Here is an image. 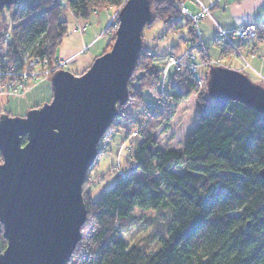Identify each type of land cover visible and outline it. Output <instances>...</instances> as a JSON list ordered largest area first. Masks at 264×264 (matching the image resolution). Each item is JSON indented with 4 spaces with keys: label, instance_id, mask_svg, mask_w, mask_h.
I'll return each mask as SVG.
<instances>
[{
    "label": "trees",
    "instance_id": "trees-1",
    "mask_svg": "<svg viewBox=\"0 0 264 264\" xmlns=\"http://www.w3.org/2000/svg\"><path fill=\"white\" fill-rule=\"evenodd\" d=\"M124 1L18 0L0 7V72L21 71L29 57H44L53 65L67 33L61 18L65 9L86 22L92 14L119 8ZM179 4L180 0H153L151 9L168 33L180 30L184 20L188 41L194 43L191 21L180 13ZM196 53L201 61L209 60L204 49ZM165 58L144 51L142 41L128 80V101L121 107L129 106L130 114L122 117L119 109L109 127L123 130L126 137L135 133L137 141L128 145V174L118 176L94 202L90 187L84 189L85 176L86 219L67 264H264V184L259 176L264 165V116L237 102L215 103L206 88L197 86L206 77L188 70L170 69L173 77L165 84L168 72L166 78L159 73ZM184 100L197 106L194 131L181 150L158 149L153 134L170 118L160 107L174 108ZM135 172L143 174L140 180ZM135 209L168 212L165 234L151 253L138 247L153 237L151 220L137 222ZM5 244L0 233L2 249Z\"/></svg>",
    "mask_w": 264,
    "mask_h": 264
},
{
    "label": "water",
    "instance_id": "water-1",
    "mask_svg": "<svg viewBox=\"0 0 264 264\" xmlns=\"http://www.w3.org/2000/svg\"><path fill=\"white\" fill-rule=\"evenodd\" d=\"M18 0H0L9 7ZM153 0H125L110 50L81 75L58 70L51 100L23 117L0 114V264H67L86 219L82 184L102 136L128 101V80L155 21ZM215 103L237 102L264 116V87L223 66L207 72ZM264 184V165L259 171Z\"/></svg>",
    "mask_w": 264,
    "mask_h": 264
},
{
    "label": "rangeland",
    "instance_id": "rangeland-1",
    "mask_svg": "<svg viewBox=\"0 0 264 264\" xmlns=\"http://www.w3.org/2000/svg\"><path fill=\"white\" fill-rule=\"evenodd\" d=\"M186 2H184L185 4ZM66 11L62 15L67 23V33L63 38V44L57 51V60L64 61L66 57H70L68 62L63 67V70L72 73L73 75H81L84 73L89 66L92 64L95 58L108 52L114 41V33L111 31V27L108 26L111 22L112 17L114 21H117V13L119 8H108L101 10L96 14H92L89 19L84 21H78L76 23L73 15ZM108 22V23H107ZM183 20V27L174 33H168L166 31V25L160 20H155L150 26L145 27L142 31L143 50L153 51L160 56H166L165 62L168 58H180L184 54L187 56V52L191 51V46L194 43H190L187 40L188 28L185 26ZM82 25L86 26V30L82 33L78 31V27ZM94 39V40H93ZM93 40V41H92ZM170 44L176 45L178 48H170ZM213 47H210L207 52L208 61H218V66H223L232 70H239L245 74L254 83H264L259 78L261 76L258 71H254L252 67L243 70V64L239 58L233 56H226L223 58L218 57L217 48L215 43ZM198 48L193 47L192 55L195 56L194 63L198 65L196 75L198 77H206L209 67H203L205 61H201L197 57ZM216 49V50H215ZM242 52V51H241ZM183 54V55H181ZM245 61L249 62L248 56L245 51L242 52ZM185 62L186 60H182ZM181 61V62H182ZM182 62V65L184 64ZM207 62V61H206ZM158 64V63H157ZM165 64V63H164ZM163 66L160 68L159 73L161 76ZM183 71V70H182ZM181 71V72H182ZM258 72V73H257ZM173 70L168 71V77L171 81L173 77ZM176 73H179L176 71ZM51 77V76H50ZM50 77L46 81L37 82L30 84V89H26L22 94L9 98H0V114L6 113L12 117H23L29 109L35 106H41L51 100V88H50ZM166 78V75L163 76ZM264 78V77H263ZM264 87L263 84H260ZM168 88V87H166ZM206 88L205 86L202 90ZM129 90V88H128ZM167 90V89H166ZM137 105V104H135ZM160 111L170 115L169 120L164 122L153 134L156 147L158 149H174L181 150L183 148L185 140L192 134L195 129L197 118H196V103L189 100H184L173 107H160ZM122 117H128L130 108L128 107H117ZM128 112V114H127ZM137 139L135 137H126V133L121 129H109L102 136L100 145L98 146L97 160L91 169L87 173V184L84 189L90 187L91 200L94 202L98 199L100 194L109 188L116 180L118 176L128 174L127 158L130 153L129 143H135ZM2 163V160H1ZM0 163V164H1ZM141 172H135L134 177L137 180L142 178ZM133 216L140 222L145 219H150L153 226V237L150 239L138 243V247L147 253H151L157 248L158 238L164 236L166 217L168 216L167 210L156 213L155 211H140L135 209ZM1 233V226H0Z\"/></svg>",
    "mask_w": 264,
    "mask_h": 264
},
{
    "label": "built area",
    "instance_id": "built-area-1",
    "mask_svg": "<svg viewBox=\"0 0 264 264\" xmlns=\"http://www.w3.org/2000/svg\"><path fill=\"white\" fill-rule=\"evenodd\" d=\"M180 7V13L182 15H185L192 24V28L195 32V35L197 37L196 42H194V46L196 48L202 49V42L200 40V32L198 29V23L201 19L202 15H207L208 12L207 9H202L201 13L195 16H191L188 14L186 8L182 7L181 4H179ZM114 17H112L111 22H109L108 26L111 27V31L115 32L118 23L117 21L113 20ZM76 23L78 21H81L79 19H74ZM80 32H84L86 30V26L82 25L81 27H78L77 29ZM258 29L253 24L238 27L233 30H224L221 27L217 26L215 27V33L213 38V43H215L216 47H222L223 49H227V54L229 56H233L234 58H239L243 64L242 69L246 70L250 68V66L245 61V58L242 55V46L244 42L248 41H255L258 38ZM8 40V34L4 35L3 39V48H6V41ZM186 60L183 62L182 60ZM195 56L192 55V51L187 52V56L184 54L183 57L178 58H168V60L165 62L162 74L165 76L167 72L170 69H174V71L181 72L182 70H188L190 73L195 74L198 68V65L194 63ZM262 62L264 63V56L261 58ZM184 63L182 65V62ZM68 62L67 60L61 61L57 60L53 65H49L46 58H39V57H29L24 59V67L21 71H6V72H0V98H9L14 97L22 94L30 84H35L37 82L46 81L48 77H50L54 72L58 70H63V67ZM210 65L218 66L217 61H207L201 66L208 67ZM261 81L264 82V78H259ZM197 86L199 90H202L205 86V83L203 81H198ZM146 107L150 110L152 109L151 104L146 105ZM105 135V134H104ZM103 135V136H104ZM135 136V133H132L131 137ZM101 140L99 141L98 146L100 145ZM97 146V148H98ZM0 158V163H1Z\"/></svg>",
    "mask_w": 264,
    "mask_h": 264
},
{
    "label": "crops",
    "instance_id": "crops-1",
    "mask_svg": "<svg viewBox=\"0 0 264 264\" xmlns=\"http://www.w3.org/2000/svg\"><path fill=\"white\" fill-rule=\"evenodd\" d=\"M180 4L191 16L200 14L202 9H207L208 16L202 15L198 23L202 49L206 54L210 47L215 48L213 36L216 25L227 31L250 24L256 26L258 38L255 41L244 42L242 52L245 51L248 56L247 64L264 77V63L261 60L264 56V0H180ZM172 47L178 48V54L180 53L179 47L170 44V48ZM217 51L220 58L228 56L223 54V48H217ZM67 59L70 57H66L65 60Z\"/></svg>",
    "mask_w": 264,
    "mask_h": 264
},
{
    "label": "bare ground",
    "instance_id": "bare-ground-1",
    "mask_svg": "<svg viewBox=\"0 0 264 264\" xmlns=\"http://www.w3.org/2000/svg\"><path fill=\"white\" fill-rule=\"evenodd\" d=\"M33 108H36V106H35V107H33Z\"/></svg>",
    "mask_w": 264,
    "mask_h": 264
},
{
    "label": "snow or ice",
    "instance_id": "snow-or-ice-1",
    "mask_svg": "<svg viewBox=\"0 0 264 264\" xmlns=\"http://www.w3.org/2000/svg\"><path fill=\"white\" fill-rule=\"evenodd\" d=\"M0 261H2V259H0Z\"/></svg>",
    "mask_w": 264,
    "mask_h": 264
}]
</instances>
